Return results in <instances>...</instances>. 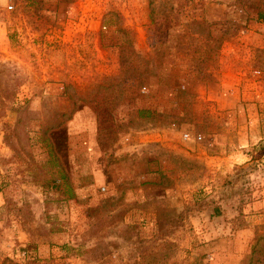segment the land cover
Returning <instances> with one entry per match:
<instances>
[{
  "label": "rangeland",
  "instance_id": "rangeland-1",
  "mask_svg": "<svg viewBox=\"0 0 264 264\" xmlns=\"http://www.w3.org/2000/svg\"><path fill=\"white\" fill-rule=\"evenodd\" d=\"M66 1L0 0V264H240L264 235V0ZM110 13L135 55L103 47Z\"/></svg>",
  "mask_w": 264,
  "mask_h": 264
},
{
  "label": "trees",
  "instance_id": "trees-1",
  "mask_svg": "<svg viewBox=\"0 0 264 264\" xmlns=\"http://www.w3.org/2000/svg\"><path fill=\"white\" fill-rule=\"evenodd\" d=\"M70 1L71 0H68L66 2H70ZM109 15H111L112 18L109 19ZM114 15L120 16V14L118 13H110L107 14L106 16L108 17V20L107 19L105 20L104 18L103 28H106V31L102 30L100 33L101 43L103 47H105L106 49H112L116 51L118 49L119 55H135L136 51L134 50L133 47L134 40L130 37V32L128 31V28L126 27L117 28L119 25L118 24L114 25V20H115V19L113 20ZM195 23L197 27L198 26L200 27V25L202 24V22L200 21L199 22L196 21ZM115 26L116 28H114ZM117 33H119L120 36L116 35ZM159 52H162V54H160ZM158 53L160 55H168L166 54V48H160V49L155 48V53L153 55H159ZM149 59H151L150 62L154 60L152 55L150 56ZM147 71L148 69L145 66V69H143V72H141L140 81L136 82V86L140 88L139 89L140 93L142 91L149 90V88L151 89V86L153 84L152 79L148 80L146 83L143 80L141 81L142 74L146 73ZM123 72H125V70H122V73ZM154 74H156L155 71L150 72V75H154ZM159 78L162 77L160 76L158 77V79ZM136 111L141 117H145V116L149 117L154 114V111L147 108H137ZM240 264H264V235H260L254 239L250 253L241 261Z\"/></svg>",
  "mask_w": 264,
  "mask_h": 264
},
{
  "label": "built area",
  "instance_id": "built-area-1",
  "mask_svg": "<svg viewBox=\"0 0 264 264\" xmlns=\"http://www.w3.org/2000/svg\"><path fill=\"white\" fill-rule=\"evenodd\" d=\"M190 138V135L189 134H186L185 135V139H189ZM201 139V138H200Z\"/></svg>",
  "mask_w": 264,
  "mask_h": 264
}]
</instances>
